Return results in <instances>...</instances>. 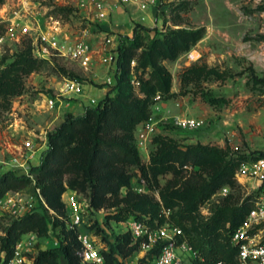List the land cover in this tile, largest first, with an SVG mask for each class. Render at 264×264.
<instances>
[{
  "label": "rangeland",
  "instance_id": "1",
  "mask_svg": "<svg viewBox=\"0 0 264 264\" xmlns=\"http://www.w3.org/2000/svg\"><path fill=\"white\" fill-rule=\"evenodd\" d=\"M149 1L148 7L142 9L130 0H111L109 17L98 20L82 14L75 6L76 0H0V175L12 171L19 180L10 190L23 193L32 203L30 211L37 210L42 215L39 227L20 238V252L31 263L39 249L59 244L60 226L51 224L56 213L63 216L66 228L72 229L68 226L69 196L74 193L82 203L84 222L73 233L90 232L102 251L109 249L107 239L127 231L125 221L133 216L144 218L151 227L179 225L190 240L201 230V223L219 208L239 206L247 200L251 203L256 194L250 169L239 171V167L209 198L197 202L192 211H184L196 199L194 182L202 186L209 183L224 161L220 158L184 166L173 162L162 169L154 158L166 141L183 149L190 144L215 147L227 159L247 155V162L264 155V0ZM50 16L61 21L62 32L54 35ZM26 22L31 25L30 33L22 30ZM137 24L145 28H138L134 46L127 40L134 37ZM198 27L204 28V35L189 50L176 58H159L170 73L169 93L155 90L147 94L142 83L151 79V68L140 63L152 39L172 29ZM37 28L56 40L57 45L32 38ZM84 31L90 39L100 40L97 44L93 41L97 54L89 66L63 54L71 40ZM106 35L114 36L115 44L104 53L101 46ZM30 38L32 57L7 70ZM121 42L132 44L133 95L149 99L150 116L131 133L139 160L116 164L113 172L124 185L118 191L101 194L85 170L89 156L85 147L91 142V131L83 130L71 145L62 171L64 191L44 193L39 187L42 175L37 167L48 149L49 131L60 125L68 112L82 115L96 107L109 91L115 95ZM42 44L47 45L48 52H43ZM101 90L107 92L102 94ZM160 93L163 96L158 99ZM190 116L203 118L204 124L186 128L177 123V117ZM146 121H150L151 129L147 137L141 138L139 129ZM29 133L34 134L35 142L31 150L23 145ZM48 178L56 177L49 173ZM104 181L105 173L98 172L94 183ZM48 196L53 198L51 205ZM124 212H130V216L121 218ZM17 217L10 212L0 214V234ZM179 219L188 232L177 224ZM229 225L230 222L223 225V235H227ZM260 234L264 237V226ZM130 237L133 238L131 234ZM153 246L140 244L132 254L121 257L123 264L151 259ZM61 264L67 262L63 259Z\"/></svg>",
  "mask_w": 264,
  "mask_h": 264
},
{
  "label": "trees",
  "instance_id": "2",
  "mask_svg": "<svg viewBox=\"0 0 264 264\" xmlns=\"http://www.w3.org/2000/svg\"><path fill=\"white\" fill-rule=\"evenodd\" d=\"M138 28H145L137 24L134 28V37L131 41L134 46L138 40ZM204 35V28L195 29H172L161 37L156 35L141 60L142 67L151 68V79L142 83L147 94L160 90L164 95L169 93L170 73L159 63L160 57L176 58L180 53L190 49ZM132 44L121 42L118 52V81L115 86L117 92L111 96V91L96 106L90 107L82 115L75 116L68 112L64 121L54 127L48 133V149L41 160L37 170L40 172L39 187L46 193L55 190L58 193L64 191L62 171L71 154V145L76 141L79 132L89 129L91 131V142L86 145L89 156L85 163V170L94 188L101 194L118 191L124 182L116 176L113 168L116 164L127 161H138L139 155L135 144L131 140V133L137 125L148 119L150 107L148 98H135L133 87L130 81V48ZM32 39H28L25 49H22L16 59L6 67L7 70L19 66L26 59L32 57ZM160 96L163 95L160 93ZM264 155L254 157L257 159ZM222 158L224 166L213 176L209 183L200 185L194 182L193 190L196 199L184 211H192L197 202H202L209 198L219 185L225 184L228 179L235 175L241 164L248 161L247 155H240L226 158L220 149L202 144H190L185 149L179 147L171 141H166L165 146L154 158V163L162 169L167 168L173 162L184 165H200L204 162ZM105 173V181L101 184L94 183L97 173ZM49 173L55 179L48 178ZM47 178V179H43ZM41 179L43 181H41ZM19 178L12 172L7 171L0 175V198L4 196ZM108 181V182H107ZM47 202L51 205L53 198L47 197ZM251 208V203L245 201L235 207H221L208 220L201 223V230L188 240L197 256L193 259V264H238L233 260L236 257L238 246L232 243L231 233L236 230L245 220ZM184 214V212H182ZM130 212L121 214V218H127ZM138 216V215H135ZM134 217V216H133ZM140 218V216H138ZM142 218V217H141ZM144 220V218H142ZM42 222V215L37 210H31L15 218L5 232L0 234V251H5L6 259L14 255L15 245L21 236L39 227ZM177 224L183 226L185 231H189L185 224L179 219ZM226 222H230L226 228L227 235L222 234V227ZM51 224L57 228L59 244L48 249H39L34 256L33 264H61L65 260L67 264H81L79 249L81 243L77 238V233L73 229H67L65 220L60 214L52 217ZM130 232L118 234L113 240H108V251H102L106 264H123L121 257H127L139 248L141 242L130 237ZM163 242L159 241L150 249L151 259L158 254ZM147 260L143 258L142 261Z\"/></svg>",
  "mask_w": 264,
  "mask_h": 264
},
{
  "label": "built area",
  "instance_id": "3",
  "mask_svg": "<svg viewBox=\"0 0 264 264\" xmlns=\"http://www.w3.org/2000/svg\"><path fill=\"white\" fill-rule=\"evenodd\" d=\"M117 1L122 3L129 0ZM130 1L142 9H146L150 3L149 0ZM75 6L85 16L98 20L107 19L111 12V0H76ZM50 19L49 25L55 31H53L54 35L58 31L62 32L64 25H62L61 21L53 16H50ZM22 30L30 33V23L26 22ZM32 38H40L47 45H57L56 40L49 39L47 34L38 28ZM33 42L35 43V41ZM111 44H115V37L106 35L101 46L104 53ZM47 45H41L43 52L49 51ZM57 48L62 52L61 48ZM96 50L93 40L88 37L87 31H84L82 35L71 40L67 53L63 52V54H68V56L79 61L83 66H89L96 58ZM160 97V94H158L157 98L159 99ZM144 123L139 129L141 138L147 137L151 129L150 121ZM177 123L186 128H197L204 124V119L195 116L177 117ZM23 145L28 150L33 149L35 146L34 134H27L23 140ZM246 169H250V175L255 182L256 194L251 201V208L245 220L231 233V240L233 244L238 246L236 255L238 264H264V237L260 234L264 226V156L257 158L253 162L241 164L239 171ZM142 181L145 182V179L143 178ZM69 203L71 206V222L68 226L75 229L76 226H81L84 222V209L75 193L69 196ZM31 206V201L18 190H9L0 198V214L10 212L21 216L30 211ZM125 224L127 231L130 232L134 239L140 240L141 244L154 245L159 241L163 242L160 251L152 259L131 264H193V259L197 256V250L185 238L183 229L179 225L166 223L158 227H151L146 221L136 217L127 219ZM77 238L81 243L78 251L81 264H106L105 256L101 252V248L98 246L93 234L87 231H79ZM22 244L23 242L20 239L15 245L14 255L9 259H6L5 251H0V264H33L29 258L21 254L20 248Z\"/></svg>",
  "mask_w": 264,
  "mask_h": 264
},
{
  "label": "crops",
  "instance_id": "4",
  "mask_svg": "<svg viewBox=\"0 0 264 264\" xmlns=\"http://www.w3.org/2000/svg\"><path fill=\"white\" fill-rule=\"evenodd\" d=\"M92 40H93L96 44H97V42L99 43V41H100V40H98V39H97V41H95V39H92ZM94 46H95V45H94ZM95 48H96V46H95ZM96 49H97V48H96ZM104 92H107V91L101 90V93H102V94H103Z\"/></svg>",
  "mask_w": 264,
  "mask_h": 264
}]
</instances>
